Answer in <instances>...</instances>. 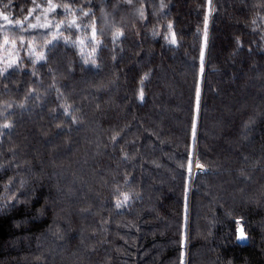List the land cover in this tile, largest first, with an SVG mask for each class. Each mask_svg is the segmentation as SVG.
I'll list each match as a JSON object with an SVG mask.
<instances>
[{
    "label": "trees",
    "instance_id": "1",
    "mask_svg": "<svg viewBox=\"0 0 264 264\" xmlns=\"http://www.w3.org/2000/svg\"><path fill=\"white\" fill-rule=\"evenodd\" d=\"M53 2L113 32L0 27L46 56L0 75V264H264V0ZM46 6L0 0L32 23Z\"/></svg>",
    "mask_w": 264,
    "mask_h": 264
},
{
    "label": "snow or ice",
    "instance_id": "2",
    "mask_svg": "<svg viewBox=\"0 0 264 264\" xmlns=\"http://www.w3.org/2000/svg\"><path fill=\"white\" fill-rule=\"evenodd\" d=\"M129 3H131V0H128ZM211 2V0H209V3ZM9 4H4L3 8H8ZM41 5H36L35 8H41ZM60 7L63 9L64 15L65 16H72V19L70 21H48V14L49 13H54L56 8ZM161 8L165 7V5L163 4V0H161ZM34 9H31L28 13V16L24 17L23 20L17 19V20H13L10 19V14L9 13H5V11L0 10V21L3 22L2 25H0V27H3L5 25L7 26H15L16 28H18L20 31H24L25 28L27 29H47V35L44 36V45L43 47H47L49 44H51V47H55L56 44L53 43V41H57L59 38H63L66 42H69L68 37H64L63 36V32L61 31V29L63 28L64 30H70L72 28H75L78 31H88L90 29V39H89V43L92 44H99L101 43V41L97 38V29L95 27V23L94 20L90 23L84 24L83 28L80 22H78L82 17H94V13H90L89 11H86L84 8H72L70 5L68 4H61V5H57L56 3L53 2V0H47V6L43 7L42 9V14L44 15L45 18V22L44 23H40V16H36L35 20L37 21L36 23H32L28 18L32 16L33 11H35ZM80 13V16L77 17L76 16V12ZM101 11L103 12V9H101ZM137 12L140 16L141 19L145 18V13H144V8L143 6H141L140 8L137 9ZM106 15V14H105ZM207 19H205V36L207 34ZM168 29L171 30L172 28V24L169 23L167 25ZM123 35V32L119 29H117L114 33H113V42H115L120 36ZM47 36H51V40L47 39ZM85 39L87 38H77V40L74 41H70L73 45H80L83 46L85 44ZM19 41L21 43V45H24L25 43V38L23 35H21L19 37ZM171 42L172 43H176V39H175V33L172 32L171 33ZM4 43L8 44L11 43L13 44V46L15 45V41L12 40L10 41L8 39L7 36L4 37ZM28 51L29 53L32 55V63L35 64L37 61L39 60H45L46 56L44 55L43 51L41 50L39 53L36 52V48L35 46H33L32 41H28ZM93 51H95V48H93ZM87 62V61H86ZM95 61H93L94 63ZM13 64H17L16 60H13L11 62H9L5 67L0 68V75H3L5 72L8 71L9 68L13 67ZM17 70H19V65L17 64ZM203 53H201V72H203ZM197 104L199 103V96H200V92L199 89H197ZM140 98L143 99V89H141L140 91ZM67 110V109H66ZM74 119V118H73ZM3 127H10L9 124H5L3 125ZM198 168H203V165L197 164L196 165ZM191 168V163L189 164V169ZM19 184L21 185V187H23V185L25 184L24 180H20ZM7 187V186H6ZM129 200V196L127 194L124 195V200L123 202H127ZM17 202H19V199H17ZM6 205H0V207H5ZM117 207H121L122 206V202L118 201L117 202ZM239 225V222H237ZM237 231V239L238 241L243 242L244 240L247 239V234L245 231H243V226L239 225L236 229Z\"/></svg>",
    "mask_w": 264,
    "mask_h": 264
},
{
    "label": "rangeland",
    "instance_id": "3",
    "mask_svg": "<svg viewBox=\"0 0 264 264\" xmlns=\"http://www.w3.org/2000/svg\"><path fill=\"white\" fill-rule=\"evenodd\" d=\"M102 15H103V13L99 12L98 15L90 18L91 22L94 20L95 27L97 29V38L101 41V43L104 40H107L110 37L109 35L113 32L112 27H111L112 18L109 17L110 13L107 12V15L105 17H102ZM20 36L21 35H18V36L12 35L10 38H8L10 41H12V40L15 41L14 46L11 43L5 44L4 38H2L0 40V68L5 67L9 62H11L13 60H16L18 65L22 62V60H24V59L27 60L31 56V54L28 51V47H29L28 41H32V44H35L36 49H38L39 46L41 48V45H38L39 43H41L40 42L41 39H37V38L31 39V38L24 37L25 43H24V45H21V43L19 41ZM88 41H89L88 39L85 40V46H87V47L89 45ZM101 43L93 44V46H96L98 48V46ZM17 64H13V67L17 66ZM197 164H200V163H198L197 161L195 162V165H194V172L195 173H201V172L205 171V166H203V168H198L196 166ZM200 165H202V164H200ZM188 245H189V242L187 241V249H188Z\"/></svg>",
    "mask_w": 264,
    "mask_h": 264
},
{
    "label": "water",
    "instance_id": "4",
    "mask_svg": "<svg viewBox=\"0 0 264 264\" xmlns=\"http://www.w3.org/2000/svg\"><path fill=\"white\" fill-rule=\"evenodd\" d=\"M243 231H244V230H243ZM237 242H238V244L243 245V246L248 245V244H249V237H248V235H247V239L244 240L243 242L238 241V239H237Z\"/></svg>",
    "mask_w": 264,
    "mask_h": 264
}]
</instances>
